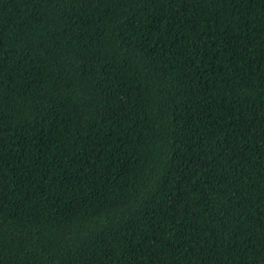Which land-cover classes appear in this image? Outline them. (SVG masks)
Segmentation results:
<instances>
[{
  "label": "trees",
  "instance_id": "trees-1",
  "mask_svg": "<svg viewBox=\"0 0 264 264\" xmlns=\"http://www.w3.org/2000/svg\"><path fill=\"white\" fill-rule=\"evenodd\" d=\"M0 264H264V0H0Z\"/></svg>",
  "mask_w": 264,
  "mask_h": 264
}]
</instances>
